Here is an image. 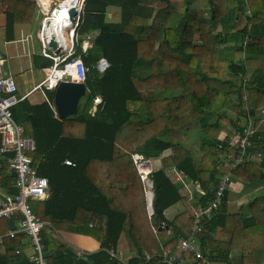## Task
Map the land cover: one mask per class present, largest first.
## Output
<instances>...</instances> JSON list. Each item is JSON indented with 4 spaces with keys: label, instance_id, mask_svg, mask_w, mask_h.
<instances>
[{
    "label": "trees",
    "instance_id": "1",
    "mask_svg": "<svg viewBox=\"0 0 264 264\" xmlns=\"http://www.w3.org/2000/svg\"><path fill=\"white\" fill-rule=\"evenodd\" d=\"M218 1L226 14L215 21L209 13ZM37 7L35 0H0L8 41L15 39L17 24L33 21ZM113 7L120 10L116 22L109 20ZM80 33L94 37L87 51L78 46L76 52L88 67L78 114L60 119L50 104L54 91L42 103L25 98L13 108L15 120L36 140L38 174L50 181V196L32 201L33 211L40 217L43 207L55 222L72 220L76 233L100 242L99 250L81 252L43 230L47 264H140L146 252L156 254L145 264H165L163 255L177 252L198 207L212 201L227 156L242 159L232 168V183H243L239 196L250 185H264V0H86ZM42 58L45 68L52 66ZM103 58L109 66L101 72ZM96 97L104 106L93 114ZM235 133L250 141L243 154L233 145ZM189 137L200 139V159L191 150L178 161L173 154L161 158L150 173L149 214L134 154L159 158ZM173 166L203 193L189 198L181 191L167 174ZM1 173L0 190L18 194L14 175ZM230 189L204 223V259L187 254L186 264H264V191L232 210ZM176 204L182 210L167 218ZM77 214L83 218L76 220ZM8 230L9 218H0V235ZM123 234L132 254L126 260L118 251ZM28 246L24 233L5 237L0 264H38Z\"/></svg>",
    "mask_w": 264,
    "mask_h": 264
},
{
    "label": "built area",
    "instance_id": "2",
    "mask_svg": "<svg viewBox=\"0 0 264 264\" xmlns=\"http://www.w3.org/2000/svg\"><path fill=\"white\" fill-rule=\"evenodd\" d=\"M38 10H41L43 17L41 19L40 29L37 39L42 47V54L45 58L53 61L49 67L47 76L41 83L32 89H42L44 91H54L60 82L72 80L74 82L85 83L88 67L83 62L81 55L76 56L78 46L87 51L92 46L93 35H81L80 29L85 20V2L78 0L73 4L72 0H35ZM76 9V13L71 15L70 10ZM54 21L63 23L65 36L56 31L52 26ZM55 40L57 46L53 48L50 42ZM6 58L0 52V170L6 169L9 174L14 175L15 185L18 188V194H4L5 200L0 198V218H9L20 213L23 218L14 221L15 227L0 235V245L5 237L14 238L20 233H24L30 240V260L38 264H47L45 257V243L43 241L42 231L45 230V223L35 214L30 204V198L46 199L50 195V181L45 176H40L34 165L32 154L37 149V143L33 136L27 135L25 127L19 124L13 116V108L24 100L27 95L19 94L18 83L13 75L5 72ZM109 66L107 59H101L98 63V69L104 72ZM31 91V92H32ZM55 114L58 116L54 101H50ZM104 106L101 97L94 99V105L91 112L94 114L98 106ZM237 142L233 145L238 147L239 152L243 154L250 144L247 137L239 134ZM234 137V136H233ZM247 139L246 144L242 142ZM227 156L225 160L229 162L228 168L223 173L220 181L215 188L214 197L206 207H198L196 210L187 236L180 239L179 248L176 253L164 254L165 264H186V255H193L196 260L204 259V253L200 249L199 237L204 230V223L208 220L215 210L223 204V197L232 185V168L241 162V157H237L231 162ZM138 161V160H137ZM138 164H141L137 162ZM65 164L74 165L70 159L65 160ZM149 173L141 172V179L149 183ZM3 177V174H0ZM153 213V212H152ZM154 252V251H153ZM19 253V250H17ZM153 254L145 253V264L153 259ZM207 264H214L207 261Z\"/></svg>",
    "mask_w": 264,
    "mask_h": 264
},
{
    "label": "crops",
    "instance_id": "3",
    "mask_svg": "<svg viewBox=\"0 0 264 264\" xmlns=\"http://www.w3.org/2000/svg\"><path fill=\"white\" fill-rule=\"evenodd\" d=\"M72 2L74 4L78 3V1H74V0H72ZM109 15H110V13H109ZM5 25H6V15L4 13H0V27L4 30V35H5ZM21 28L22 27L16 28L15 34ZM13 41H15V39L12 41H8V42H13ZM31 62H32V60H29V63H31ZM34 62H36L38 64V56L36 58H34ZM42 66H44V64H42ZM5 72H6V69H5ZM18 79H17V83H18L20 95H22V96L27 95L26 98H28L30 100V102H32L34 104L42 103L45 100H48L47 91H44L42 89H36V90L32 91V89H34L35 86H37L39 83H41L44 78L40 82L34 83L33 82L35 80L34 78L30 79V78L26 77L25 74H21L18 76ZM190 139H191L190 137L188 139H186L184 141L182 147L175 144L172 147V149L167 150L159 158H157V157L152 158L149 155H147L141 151L134 154V162L136 164L137 171H138L139 175L142 171L150 174L154 168H157L160 165L161 158L164 157V155L173 154L175 160L178 161L179 159H181L182 157H184L186 155L187 150H191L193 152L195 158L200 159L201 153L199 151V148H197L196 144L193 145V142H192L193 140L191 141ZM194 139H197L200 142L199 138H194ZM137 162H139L141 164H138ZM222 168H225V167L222 166L220 168V170L223 172ZM167 174L172 179V181L181 188V191L183 190L184 192L189 193V195H188L189 198L193 197L194 192L201 191V193H203V191L200 189L199 185L192 183L183 173L179 172L176 169V167L173 166V167H170L169 169H167ZM235 180L236 181H234V184L237 183L238 187H240V191H241L243 188V183L239 182L238 179H235ZM142 182L144 184V189H145V184L147 185V183L144 182L143 180H142ZM149 183H151V185H149V186L147 185L146 197H147V202H148V212H149V214L152 215L154 213V205H153L154 191H153V181L151 180L150 175H149ZM104 185H106V187L109 188L110 182L105 183V181H104ZM105 192H106V190H105ZM245 193L247 194L248 190ZM0 194L4 195L5 193L3 190H0ZM41 200H45V199H41ZM230 202L231 201L228 202L229 209H231L233 207V205H231ZM182 208L183 207L181 204H176L175 206L170 207L166 211L165 214H166L167 218H172L179 211H181ZM51 210L54 212L57 211V209L56 210L51 209ZM44 211H45V208L41 207L40 218H42L41 220L45 223L46 232H48L52 235L54 234L53 235L54 237H56L57 239H59L61 241L66 242L67 244L71 245L74 249H76L78 251L83 250V251L95 252V251L100 249V242L98 240H96L95 238L88 236V235L76 233V232H79V230H78L77 225H74V222L72 220H70V221H57L58 222L57 223V222L53 221L55 216H51L50 214L47 216V215H45ZM61 211H63V210L61 209ZM43 215L45 217L44 219H43ZM79 218L82 219L83 214H77L76 220H78ZM57 224L60 226H57ZM89 225H92V223H90ZM162 225L160 226V229H161V231H165V226L164 225L162 226ZM166 230H168V229H166ZM218 236H219V238H222L221 237L222 235L218 234ZM124 237H126V236L123 234L120 238L119 247H118L119 253L122 252L121 244H122ZM27 248L29 249L30 247L28 246ZM178 248H179V246H178ZM28 252L30 254L31 250L29 249Z\"/></svg>",
    "mask_w": 264,
    "mask_h": 264
},
{
    "label": "rangeland",
    "instance_id": "4",
    "mask_svg": "<svg viewBox=\"0 0 264 264\" xmlns=\"http://www.w3.org/2000/svg\"><path fill=\"white\" fill-rule=\"evenodd\" d=\"M78 1V0H74ZM109 20L110 21H118L120 19V10L116 7H113L112 10L109 11ZM226 14V7L224 2L218 1L215 3L214 8L210 11L209 15L214 18L215 21L219 20L221 16ZM43 17V13L38 8L35 10V15L31 24H17L16 28L22 27L16 34H15V41L8 42L5 35L4 30L0 27V52L6 58V64L4 68L6 69V73L13 75L15 79H18V76L21 74H25L26 77L35 80L34 83L40 82L43 78H45L49 72L48 68H45L46 60L42 58V47L37 39L38 31L41 25V19ZM38 56V64L34 62V58ZM29 60H32L29 63ZM44 64V66H42ZM16 79V81H17ZM19 80V79H18ZM230 98H236V90L231 89ZM232 131L231 129H228ZM228 130L226 133H228ZM233 132V131H232ZM239 133H235L233 137V141L237 142L239 139ZM241 137V136H240ZM194 137L190 140L192 141ZM193 145L196 144L197 148L200 147V142L197 139H194ZM247 139H245L242 144H246ZM143 158V157H142ZM224 170V168H222ZM239 182H241L238 179ZM148 185V183H147ZM147 185L145 184V193L147 195ZM234 189V190H233ZM231 197L230 203L233 205L231 208L237 209L241 204H246L250 197H253L255 194L264 191V185L257 186V185H250L248 187V193L243 194V196H239L240 194V187L238 184L231 185ZM34 198H30V203L34 201ZM151 211V210H150ZM225 235H222L223 237ZM122 252L119 254L120 257L123 259L131 258L132 254L129 252L128 248V240L124 237L122 244H121ZM84 252L83 250H80Z\"/></svg>",
    "mask_w": 264,
    "mask_h": 264
},
{
    "label": "water",
    "instance_id": "5",
    "mask_svg": "<svg viewBox=\"0 0 264 264\" xmlns=\"http://www.w3.org/2000/svg\"><path fill=\"white\" fill-rule=\"evenodd\" d=\"M71 15L76 13V9L70 10ZM50 46L55 48L57 43L55 40L50 42ZM87 94V86L82 82H74L72 80H65L59 83L54 90V104L60 119H66L70 116H75L79 112V102L82 97ZM0 197L5 200L6 197L0 194ZM15 222L9 219V228L13 229Z\"/></svg>",
    "mask_w": 264,
    "mask_h": 264
},
{
    "label": "bare ground",
    "instance_id": "6",
    "mask_svg": "<svg viewBox=\"0 0 264 264\" xmlns=\"http://www.w3.org/2000/svg\"><path fill=\"white\" fill-rule=\"evenodd\" d=\"M62 25H63V23H61L60 21H54L53 24H52V26L56 28V31L58 32V35H60V33H62L65 36V30L62 27Z\"/></svg>",
    "mask_w": 264,
    "mask_h": 264
}]
</instances>
